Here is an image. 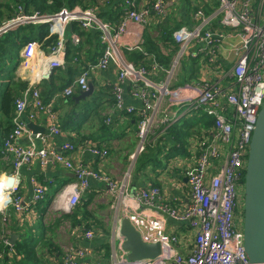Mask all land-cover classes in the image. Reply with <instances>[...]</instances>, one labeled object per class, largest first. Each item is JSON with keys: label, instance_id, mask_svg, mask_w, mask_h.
<instances>
[{"label": "built area", "instance_id": "built-area-1", "mask_svg": "<svg viewBox=\"0 0 264 264\" xmlns=\"http://www.w3.org/2000/svg\"><path fill=\"white\" fill-rule=\"evenodd\" d=\"M173 1L176 0H152L149 6L141 7L138 0H122L124 15L118 25L104 22L94 6L83 9L78 5L53 14L27 12L23 5H18L16 14L0 23V37L30 23H45L50 33L58 35L57 43L48 52L35 39L28 41L21 51L19 70L27 75L29 82L16 100L14 128L4 140L2 149L3 155L11 154L13 157V171L0 177L7 195L0 205L5 224L12 220L10 207L16 222L23 225L34 212V206L46 196L47 187L35 179H32L34 190L30 200H26L20 191L21 169L35 159L42 167L61 164L76 173L77 180L63 186L54 200L55 210L72 211L81 202V194L89 186L91 178L107 182L111 191L116 187L111 179L84 162L73 160L69 154L77 150L75 144L66 142L58 149L49 143L47 135L38 133L36 136L43 142L39 146L27 126L28 120L43 114L49 132L61 133L58 112L52 101L43 98L38 84L49 80L56 68L65 66V32L73 21H78L85 29H101L105 45L99 59L85 67L61 94L72 96L76 89L81 92L88 90L94 71L114 66L118 70L113 86L115 105L106 123L113 121L114 114H138L139 143L131 156L133 161L146 149L149 138L162 125L160 123L170 120L168 117L160 118V104L165 97L182 99L180 104L185 115L203 110L199 115L206 123L210 122V129L205 127V135L192 144L196 152L194 163L185 168L190 191L187 199L183 200L184 208L166 203L158 206L169 218L188 224L195 234L193 243H184L176 234L168 233L161 218L134 211L128 215L131 222L145 242L161 243V254L129 260L127 252L117 246L118 240L123 238L118 228L114 230L108 253L72 244L62 254L59 264H251L244 243V176L249 145L264 101V0H220L219 6L210 14L199 11V23L183 26L174 32V39L181 50L167 70L168 80L155 84L146 67L135 66L125 58L124 50L132 46L123 42V35L129 22L141 24L152 11L165 16ZM225 28L229 29L228 33ZM227 36H239L240 42L230 45L226 49L227 55L221 60L216 57V50ZM72 39L75 44L80 40L76 33L72 34ZM191 44H195L194 50L189 48ZM188 54L208 62L205 68L207 71L211 68L212 72L201 76L196 85L173 88L169 82L178 58ZM130 86L132 95L142 101L139 107L125 103ZM182 92L190 96L182 97ZM23 136L29 138V145L20 144ZM90 151L96 157L107 155L106 150L97 146H91ZM9 177L16 180L8 186ZM159 194L158 187L142 189L135 199L139 204L151 206ZM84 236L88 240L93 239L94 232L86 230Z\"/></svg>", "mask_w": 264, "mask_h": 264}, {"label": "crops", "instance_id": "crops-1", "mask_svg": "<svg viewBox=\"0 0 264 264\" xmlns=\"http://www.w3.org/2000/svg\"><path fill=\"white\" fill-rule=\"evenodd\" d=\"M116 1L121 5L122 0ZM138 1L141 7H145L149 6L152 0ZM219 2L220 0H176L169 5V11L167 10L168 13L165 16H158L156 12L152 11L146 17V21L141 24L129 22L128 30L123 35V42L126 45L131 44L132 48L125 49L124 55H126V51L141 52L143 54V65H140L139 67L144 66L150 71V75L155 84L164 83L168 80L167 70L171 68L181 50L180 45L174 39V32L183 26L196 25L199 23V11L208 15L219 6ZM106 5L107 6L103 7V12L108 11L114 13L115 17H118V19L120 15V20L118 21V19H114L112 21L104 22L118 25L124 15V10L121 7V9L113 8V12L111 2L109 3L106 1ZM94 7L99 14L102 8H98L96 5ZM70 24L67 28L70 27ZM216 25H218V22H216ZM86 30L93 31V29ZM225 31L228 33L229 29L225 28ZM70 33L72 38V34L76 32L72 33L71 31ZM79 38L80 42V35ZM239 42V36H227L225 42L217 48L216 57L221 58L222 60L223 57L227 55L226 49H228L230 45L232 47L233 44ZM91 43L97 44V41L92 38ZM146 45H148L149 49H146ZM86 46H88V44ZM190 46L191 47L189 48L194 50L195 44H191ZM157 49L159 53H157ZM100 55L97 56V60ZM183 59H185L188 64H186L188 72L182 75L181 69H183V66L181 65V61ZM129 62L134 64L133 61ZM153 67L156 68L154 69ZM205 67H208V62L197 60L189 54L182 56L181 58H178V64L170 78L169 85L173 88L185 84L196 85L201 76L209 75V73L212 72L211 68L207 71ZM84 69L85 68L83 67V70ZM16 75L22 80L29 82V78L26 74L21 73L19 66L16 70ZM117 75L118 70L114 66H111L107 70L94 71L90 76V81L94 84V93L89 98L79 101L75 99V97L81 93L79 89H76L72 96L59 98V92L52 96V93L54 92L53 90L47 95L49 89L46 87V80L38 84L43 98L47 101H52L58 112L61 133L53 134L49 132L45 123L44 115L40 114L34 120H28V123L33 122L35 126L39 128L36 134L42 133L47 135L50 141L49 143L58 149L66 142L75 144L77 150L74 153L69 154L72 155L73 160L84 162L86 166L103 174L109 180L112 178L116 180L118 179L122 184L124 178L127 179L125 188L126 197L124 201L121 202V212L113 215V207L99 204L96 206L97 214L95 215V212L93 213L90 208L92 205H89V209L93 213L92 226L85 228L93 229L95 231L94 238L88 240L82 233L83 229H85L84 227L80 225L73 226L71 228L72 235L69 236L66 241L62 238H58V240L54 242V244L57 245V249H62L61 251L70 247L72 244H76L89 246L97 252L105 250L108 253L111 250L110 241L114 230L119 228L120 221L123 218L128 217V215L134 211H141L148 215V217L161 218L163 223L167 226V232L170 234H176L184 243L191 244L194 240L195 234L187 223H181L169 218L159 210L158 207L159 205L166 203L172 207L183 209L185 206L183 200L187 199V196H189L190 189L188 181L186 180L185 168L189 164L194 163L196 151L192 144L200 136H195V134H193L192 138L189 140L187 139L185 145H183L182 143L175 142L174 136L169 132V127L179 124L178 126L182 127V130H186L189 127L192 129L194 125L188 126L182 121V118L189 116L190 114L185 115L186 112L182 110L180 104L182 99L174 100L170 96L162 99L160 104V118L168 117L170 120L165 123H160L162 125H159L154 134L149 138L145 149V151L151 154L149 160L138 158V168L135 167V170H133L134 167H132V165L137 161H133L131 156L135 153L139 143L137 135L138 114H114L113 121L110 124L106 123L107 126L111 127V132L107 134L105 133V130L100 128V121L96 111L92 109L91 113L87 116L88 111L84 107L87 104V107L88 105H91L92 108L94 107L96 109L97 106L99 111L102 110V114L108 118L115 105L113 91L110 87H113L117 81ZM184 96H190V94L182 92V97ZM47 97H49V99H46ZM95 97L98 99L96 105ZM67 99H71V102ZM125 99L126 104L137 107H139L142 102L140 98L132 95L131 88L129 87L126 91ZM131 116H133L132 119L130 118ZM24 118L27 120L26 116H24ZM82 121L83 123H81ZM205 127L210 129V122L206 123V120L204 121L203 118L202 124L195 125L193 128H201V130H203L202 134H205L207 131ZM31 132L37 145H42L43 142L33 133L32 130ZM20 144L24 146L29 145V138L23 136L20 139ZM91 146H97L98 148L106 150L107 155L96 157L90 151ZM182 150L183 153L180 155ZM2 161L3 162H1L0 165V177L2 174H11L13 171V157L11 154L4 155ZM132 161L134 163H132ZM6 167L7 169L4 170ZM19 178L21 181L20 191L26 200H30L33 196L34 183L32 179L44 184L47 187V192L45 198L34 206V212H32L29 218L24 222L23 225H25V227L23 229H18L17 231L12 229L20 223H14V214L10 207L9 212L11 213L12 220L9 224L12 225H10L9 228L7 227L6 233L9 234V239L13 234H16V240L22 238L27 232H31V234L36 233L39 241L44 245L45 251L47 252V264H50V262L51 264H59L62 254L60 255L59 252L51 253L52 250H49L48 246L45 245L48 242L51 230L48 227L47 220L50 215L54 214L55 216L58 213L60 218H62L61 212L64 211L55 210L53 208V203L63 186L69 182L77 180L76 173L72 169L66 168L61 164L42 167L39 160L35 159L30 164L22 167L21 176ZM14 180H16V178H14ZM153 187H158L160 189V194L155 197L154 204L151 206L139 204L135 199L136 194L142 189L149 190ZM114 195L115 194H111L107 182L91 178L89 186L83 190L81 194V201L91 199L92 202L90 204L96 203L97 201L105 204L108 197L110 198V201L111 199L115 200ZM3 201L0 202V205L3 204ZM65 222L68 221L66 220ZM28 223V226L32 227L33 231H31L30 227L26 226ZM57 236H59V234H56V238ZM184 252L187 253L188 251L185 250ZM56 253L57 256H60L59 260L56 259ZM1 258L2 255H0V261Z\"/></svg>", "mask_w": 264, "mask_h": 264}, {"label": "trees", "instance_id": "trees-1", "mask_svg": "<svg viewBox=\"0 0 264 264\" xmlns=\"http://www.w3.org/2000/svg\"><path fill=\"white\" fill-rule=\"evenodd\" d=\"M106 1L109 3L111 2L113 5H111L112 9H121L120 3L116 0H0V23L5 19L13 17L16 14L18 5H23L27 12L39 11L46 14L56 13L63 8L72 9L77 5L83 9L96 5L98 8H102L99 16L103 21L118 19V17H115L114 13L108 11L103 12V7L108 5H106ZM119 20L120 15L118 21ZM69 31H72V33H78L81 37V41L75 44L72 41L70 36L71 33ZM101 35L102 31L99 28L90 31L84 29L78 21L71 22L70 27L67 28L65 32L66 64L64 67L56 68L53 71L51 78L45 81L46 87L49 89L47 95H49L53 90L54 92L52 93L53 95L51 94L52 96L59 92V98L66 97L61 94L63 89L67 85L71 84L78 75H80L83 67L85 68L88 64L95 63L98 58L97 56L101 54L105 45L102 42ZM92 38L97 41V44L91 43ZM34 39L39 40L42 43L43 49L48 52L50 47L57 43L58 35L50 33L48 26L45 23H30L10 30L0 37V165L1 162H3L2 160L4 156L2 153L4 140L10 135L14 128L13 119L16 111V100L28 86L27 81L22 80L16 75V70L21 61V50L28 41ZM87 44L88 46H86ZM146 49H149L148 45H146ZM156 51L159 53L158 49ZM125 56L128 61H133L135 66L143 65V54L141 52L126 51ZM138 59H140L141 62ZM110 88L113 91V87ZM129 88H131V86ZM46 99H49V97ZM94 99L96 105L98 99L97 97ZM67 100L71 102V99ZM84 107L88 111L87 116L91 113L92 109L96 111L100 121V128L105 130V133L109 134L111 132V127L107 126L105 122L106 116L102 114V110L99 111L97 106L96 109L94 107L92 108L91 105H88V107L86 105ZM132 117L133 116L130 118L132 119ZM81 123H83V121ZM178 125L179 124L169 127V132L174 136L175 142L177 143L185 145L186 140L192 138V135L197 131L198 136L205 135L202 134L203 130H201V128L192 130L189 127L186 130H182V127H179ZM150 157L151 154L144 150L138 155L136 161L138 162V158L149 160ZM5 169H7V167L4 168V170ZM91 202V199L83 200L82 203L80 202L72 209L71 212L62 213V218L57 221V224L67 220L72 226L80 225L84 228L91 227L93 220V215L89 209V204ZM2 217L3 216L0 214V255H2L3 258H1L0 264H47V252L45 251L44 245L39 241L36 233L31 234V232H27L22 238L16 240L13 245L7 242L9 234L6 233V230L7 227L9 228L12 224H5L2 221ZM13 220L14 223L17 224L15 216L13 217ZM28 225L29 223L26 224V226ZM24 227L25 225L18 224L12 229L17 231L18 229H23ZM30 228L31 231H33L32 227ZM45 245H47V243ZM48 249L52 250L51 253L59 252L60 255L62 254L61 249H57V245L54 243L49 244ZM55 256H57V253ZM59 258L60 256H57L56 259L59 260Z\"/></svg>", "mask_w": 264, "mask_h": 264}, {"label": "water", "instance_id": "water-1", "mask_svg": "<svg viewBox=\"0 0 264 264\" xmlns=\"http://www.w3.org/2000/svg\"><path fill=\"white\" fill-rule=\"evenodd\" d=\"M94 93V84L89 82V89L75 97L85 100ZM34 134L38 129L33 122L27 124ZM14 177H9L12 184ZM244 243L251 264H264V101L258 113L249 145L248 159L244 176ZM119 233L123 237L117 246L127 252L129 260L153 258L161 254L160 242H145L139 230L129 217L120 221ZM17 235L13 234L9 243L13 245Z\"/></svg>", "mask_w": 264, "mask_h": 264}, {"label": "rangeland", "instance_id": "rangeland-1", "mask_svg": "<svg viewBox=\"0 0 264 264\" xmlns=\"http://www.w3.org/2000/svg\"><path fill=\"white\" fill-rule=\"evenodd\" d=\"M3 1H5V0H3ZM48 26V25H47ZM187 63H186V60L185 59H183L182 61H181V65L183 66V69H181V72H182V75L183 74H185V73H187L188 72V67H187V65H186ZM96 94V93H95ZM87 105V104H86ZM199 113H203V110H200V111H195V112H193L191 115H189V116H185L184 118H182V121L184 122V123H186L188 126H192V125H198V124H202V122H203V117L202 116H200L199 115ZM193 126V127H194ZM192 127V130L193 129H197V128H193ZM196 135H198V131L197 132H195V136ZM183 153V150L180 152V155ZM185 155H187V154H185ZM137 160V159H136ZM136 160H135V162H136ZM132 163H134L133 161H132ZM132 167H134V169L133 170H135V167H137L138 168V162H136V163H134L133 165H132ZM136 168V169H137ZM125 177V176H124ZM111 182H113V183H116V187H115V189L114 190H112L111 191V194H115L114 195V197H115V200H112L111 199V201H110V198L108 197V199H106V202H105V204L104 203H102V202H100V201H97L96 203H93V204H89V205H92V207L90 206V208L92 209V211H93V213L95 212V215L97 214V211H96V206L97 205H99V204H102V205H109L110 207H113V215L114 214H117V213H120L121 212V202H123L124 201V199H125V188H126V184H127V179H125L124 178V180H123V182H122V184H121V181H119L118 179L116 180V179H111ZM5 197H7V196H5ZM4 200V199H3ZM2 200V201H3ZM83 201V200H82ZM82 201H81V203H82ZM104 207V206H103ZM105 210V209H104ZM92 211H91V213H92ZM68 212H71V211H68ZM61 213H67L66 211H64V212H61ZM92 213V214H93ZM60 219V215H59V213L57 214V215H55L54 216V214L53 215H50L49 216V218H48V220H47V223H48V227L51 229L50 230V236H49V239H48V242H47V246H49V244H52V243H54L55 241H57L58 240V238L60 239V238H62V239H64L65 241H66V239H68L69 238V236H71L72 235V230H71V228L73 227L72 225H71V223L68 221V222H63L61 225L59 224H57V221ZM86 230H92L93 232H95L93 229H87V228H85V229H83V235H84V233H85V231ZM56 234L58 235L59 234V236H57V238H56ZM68 246H69V244H68ZM61 249V248H60ZM62 250V249H61ZM61 252H63V253H65L66 252V249H64L63 251H61ZM62 253V254H63Z\"/></svg>", "mask_w": 264, "mask_h": 264}, {"label": "bare ground", "instance_id": "bare-ground-1", "mask_svg": "<svg viewBox=\"0 0 264 264\" xmlns=\"http://www.w3.org/2000/svg\"><path fill=\"white\" fill-rule=\"evenodd\" d=\"M2 181H3V179L0 181V202H2V200L5 198V196H7L4 193V189H3L4 182H2ZM7 185L9 186L10 184L7 183Z\"/></svg>", "mask_w": 264, "mask_h": 264}]
</instances>
